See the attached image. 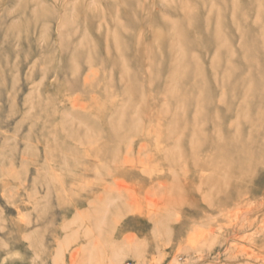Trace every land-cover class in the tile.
I'll return each mask as SVG.
<instances>
[{"label":"rangeland","instance_id":"obj_1","mask_svg":"<svg viewBox=\"0 0 264 264\" xmlns=\"http://www.w3.org/2000/svg\"><path fill=\"white\" fill-rule=\"evenodd\" d=\"M0 264H264V0H0Z\"/></svg>","mask_w":264,"mask_h":264},{"label":"bare ground","instance_id":"obj_2","mask_svg":"<svg viewBox=\"0 0 264 264\" xmlns=\"http://www.w3.org/2000/svg\"><path fill=\"white\" fill-rule=\"evenodd\" d=\"M259 2V1H258ZM237 8V7H236ZM206 18V17H205ZM190 23V22H189ZM190 27V26H189ZM192 28V27H191ZM220 35H221V30H217L216 32H214L213 33V36H214V38L217 40V41H219L220 40ZM183 37V36H182ZM137 119V118H136ZM137 125H139V123L137 124ZM136 125V126H137ZM137 130V129H136ZM232 147V146H231ZM231 147H230V145L228 144V143H226V145L224 146V149H223V155L224 156H226V157H229V154H230V152H231ZM220 154H222V153H220ZM234 154H231V156H233ZM204 167H209V166H204ZM118 184H120V186L123 184H121V183H117V187H118ZM122 187V186H121ZM123 187H126V185L125 186H123ZM229 204V202H227V201H225V202H223V201H220L219 202V204H217L216 206H213L212 207V212H221L222 210V208H225L227 205ZM238 215V214H237ZM232 216V215H231ZM244 217V216H243ZM241 219H242V217H241ZM227 231V230H226ZM234 236V235H233ZM232 239V237H231V235H230V232L228 231V233L226 234V239L224 240V242H229L230 240Z\"/></svg>","mask_w":264,"mask_h":264}]
</instances>
